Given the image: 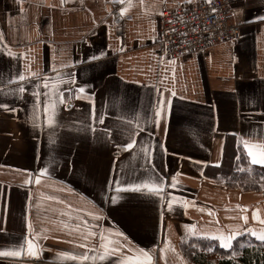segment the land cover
Returning a JSON list of instances; mask_svg holds the SVG:
<instances>
[{
  "label": "crops",
  "instance_id": "0c3cea01",
  "mask_svg": "<svg viewBox=\"0 0 264 264\" xmlns=\"http://www.w3.org/2000/svg\"><path fill=\"white\" fill-rule=\"evenodd\" d=\"M189 1L0 0V103L16 109H0V251H21L0 256V264H121L124 256L127 264H194L181 252L183 237L238 232L257 239L251 232H264V192L217 178L225 153L232 151L235 160L244 152L249 163V149L264 153V22L257 19L264 16V0H231L240 26L235 42L164 57L160 13ZM101 48L105 57L90 63L87 57L99 56ZM26 66L38 75L18 82L13 77ZM45 78L65 98L66 89L81 85L94 92L96 114L114 129L113 142L126 140L127 132L115 131L117 117L131 119L134 108L143 129L136 147L117 152L114 143H98L96 134L82 131L93 121L80 99L71 108L57 102L55 123L47 124ZM21 83L24 93L18 92ZM157 90L176 93L158 127L148 107ZM36 91L41 104L34 112ZM95 126L101 128L98 120ZM149 133L153 165L140 154L139 141ZM153 166L164 179L163 192L178 198L171 210L167 195L161 203L147 190L117 191V180L155 184L144 171ZM101 233L126 246L106 254ZM25 238L38 245L37 257L27 254Z\"/></svg>",
  "mask_w": 264,
  "mask_h": 264
},
{
  "label": "snow or ice",
  "instance_id": "6c2138e0",
  "mask_svg": "<svg viewBox=\"0 0 264 264\" xmlns=\"http://www.w3.org/2000/svg\"><path fill=\"white\" fill-rule=\"evenodd\" d=\"M65 2V0H61V3ZM123 0H121V3ZM206 3H210L211 0H205ZM130 6V5H129ZM212 12H216L217 9L212 8ZM125 11L124 8L120 9L121 14ZM237 13H233V15H236ZM260 21L264 22V16L257 17ZM0 39H2V36H0ZM99 56H97L95 53L92 55H89L87 57V60L91 62H96L100 58L105 57L106 53L103 51V49H99ZM122 51V49H121ZM15 54L11 52L10 50L7 52V56L13 57ZM174 63V61H172ZM64 64H61L60 67H64ZM94 66V64L92 65ZM55 71V69H54ZM27 75H26V74ZM38 73L31 71L29 67H25L22 71H20L17 75H15L13 78L16 79L18 82H24L26 79L29 77H36ZM57 83H63L64 81L60 79V74L57 72ZM69 83L74 84L75 83V77H69ZM44 88L48 89V91L44 92L43 95L47 98L46 101L43 103V110H44V119L45 122L49 125H52L55 123V120L53 117L56 115V106L57 102L59 104L64 105L65 108H71L72 104L70 103L73 99H80L86 102V104L89 106V117L93 121L92 123L86 124V126L82 129L85 133L91 132L95 135V140L98 143L102 144H109V143H114V147L117 152L120 151H128V150H133L137 143V136L139 135L140 131H143V129L140 127L139 124V117L135 114L134 108L132 109L133 115L131 119H128L125 121L124 116L121 115L117 117V120L120 122L118 127L115 129L120 134H123L127 132V138L126 140H121L120 142H113L112 141V135L114 129L110 126H104L105 125V117L104 115L97 116L96 110H95V93L86 91V87L84 85L79 86L78 88L75 89H66L68 91V97L65 98L63 92L59 91V89H53L50 87V80L49 78H45L43 81ZM38 87V85H37ZM26 89L23 87L22 83L19 84L18 86V92L19 93H24ZM55 93L56 100H53L51 98V94ZM158 94L155 98V101L149 100L148 107L151 109L152 112V119L154 124L158 127L160 124V121L165 114V112L170 114L172 103H171V97H174L176 93L174 91H169L168 95H165V92L163 90H157ZM74 93V94H73ZM33 96L35 98L34 102V112L35 110H38L41 101H40V96L41 93L39 91H36L33 93ZM0 109H3L5 111H15L16 109L11 108L7 103H0ZM51 113V115H49ZM147 115V113L145 114ZM88 119V117H86ZM98 120L99 124L101 125L100 129H97L95 126V122ZM135 122V129L132 128L133 123ZM151 133H149V138L146 139L145 141H139L140 149H141V155L143 158L147 161L149 165H153V160L155 158L154 156V149L152 148L151 141H150ZM238 143H242L245 147V149H249V145L247 141H244L241 139L238 141ZM159 147L161 148L162 151H166L164 148L163 143L159 144ZM223 151V147L221 148V152ZM247 156L250 158V163L253 165H260L264 166V153H261V155L258 157L255 153H253L250 149L247 151ZM239 158V157H238ZM217 166H219V163H217ZM145 173L148 174L149 180L155 176V184H149L148 182H141V183H124L120 180L116 181V186H117V191L123 189V190H131L135 192H141L144 190L148 191V194H155L159 197V201L161 203L165 202V195L168 197V207L171 210L173 207V201L178 202V198L172 195L171 193L165 194L163 192L164 189V179L161 176L155 175L154 174V166L150 168L144 169ZM47 170L44 168L40 169L41 175L46 174ZM40 177H36L37 183L39 182ZM173 181L176 180V176L173 175L171 177ZM110 183V182H109ZM103 187V185H102ZM171 187L175 188L177 185L173 183ZM111 203L116 205L117 204V197L112 196L110 197ZM246 219V218H245ZM264 223V221H262ZM29 232H31V225L28 226ZM247 231V230H246ZM119 236H123V233H116ZM90 235H96L94 232H90ZM101 235V240L105 241V243L102 245L104 247L105 253L106 254H115V253H120L121 248L125 247L126 245H121L120 242L117 241H112L107 239L103 233ZM207 237L208 234L204 233L202 234ZM240 235L238 232H233L227 236L221 234L217 237H211L213 239H218L219 244L223 248H231L232 247V241L233 239ZM252 236H255L259 241L264 242V232L258 234L256 231L251 232ZM87 239V237H85ZM26 244H27V254L32 256V257H37L38 256V245L34 242L32 238H25ZM81 247H86V245H81ZM21 249L23 250V245H21ZM163 251V250H161ZM139 252L143 255V257L151 261L152 257L149 254L148 251L144 249H139ZM21 255V251H0V256H5V257H19ZM60 255L67 257L72 260H86L88 257L86 255H81V256H73L70 253H61ZM234 256L237 255V253L233 254ZM101 259H104V256L100 257ZM130 258L127 256H124V258L121 261V264H127V261Z\"/></svg>",
  "mask_w": 264,
  "mask_h": 264
},
{
  "label": "built area",
  "instance_id": "2783aa9c",
  "mask_svg": "<svg viewBox=\"0 0 264 264\" xmlns=\"http://www.w3.org/2000/svg\"><path fill=\"white\" fill-rule=\"evenodd\" d=\"M212 8L217 9L212 12ZM162 33L158 38L164 57L201 51L219 42H235L240 26L233 20L231 0H191L159 16Z\"/></svg>",
  "mask_w": 264,
  "mask_h": 264
},
{
  "label": "trees",
  "instance_id": "16d2710c",
  "mask_svg": "<svg viewBox=\"0 0 264 264\" xmlns=\"http://www.w3.org/2000/svg\"><path fill=\"white\" fill-rule=\"evenodd\" d=\"M232 154V151L225 153L217 178L231 187L264 192V166L250 164L244 152L235 160ZM180 249L194 264H264V242L246 234L237 237L227 249L209 237L186 236Z\"/></svg>",
  "mask_w": 264,
  "mask_h": 264
}]
</instances>
